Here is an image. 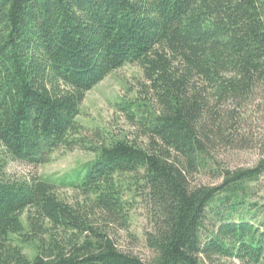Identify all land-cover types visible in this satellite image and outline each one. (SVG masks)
I'll return each instance as SVG.
<instances>
[{
  "label": "trees",
  "instance_id": "1",
  "mask_svg": "<svg viewBox=\"0 0 264 264\" xmlns=\"http://www.w3.org/2000/svg\"><path fill=\"white\" fill-rule=\"evenodd\" d=\"M126 64L142 69L144 96L119 108L147 143L82 135L86 92ZM257 99L264 0H0V174L59 148L93 153L62 177L0 179V264H264V200L250 191L264 174V132L253 167H210L220 143L246 141L228 134L240 136ZM209 171L219 184L192 185ZM137 200L150 222L146 262L103 226L126 228Z\"/></svg>",
  "mask_w": 264,
  "mask_h": 264
},
{
  "label": "rangeland",
  "instance_id": "2",
  "mask_svg": "<svg viewBox=\"0 0 264 264\" xmlns=\"http://www.w3.org/2000/svg\"><path fill=\"white\" fill-rule=\"evenodd\" d=\"M146 81L140 66L126 64L97 83L88 92L80 105V112L76 117L81 128L82 135L91 137L96 130L106 132L114 136H126L135 139L140 145L147 141L143 136H137L136 130L128 120L124 111L120 110L119 103L122 99L133 100L144 96ZM260 104L264 107V99H257L244 110L243 119L240 121L239 135L228 134L230 138L246 141L238 147L220 143L211 154L210 167L236 169L253 167L259 160V150L255 144L256 138L264 132V111L260 110ZM93 158V153L79 148L55 150L48 162L37 165L26 164L21 161L9 160L0 174V179L21 178H58L69 175L83 163ZM221 179L212 172H199L191 179L192 185H216ZM252 201L264 200V174L250 183ZM56 193L59 198L70 202L87 204L84 197L77 191L58 187ZM129 214L126 228H120L117 224L106 223L103 225L110 231L118 249L138 256L142 261H149L153 254L146 246L144 232L150 229L149 216L146 206L135 201ZM93 218L98 225L103 224L98 211H93ZM24 218V215H23ZM30 252V248H25ZM228 264H238L226 260Z\"/></svg>",
  "mask_w": 264,
  "mask_h": 264
}]
</instances>
